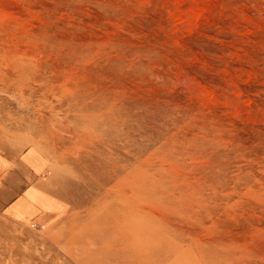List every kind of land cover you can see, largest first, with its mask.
Here are the masks:
<instances>
[{"label":"rangeland","instance_id":"374dc122","mask_svg":"<svg viewBox=\"0 0 264 264\" xmlns=\"http://www.w3.org/2000/svg\"><path fill=\"white\" fill-rule=\"evenodd\" d=\"M97 133L118 167L148 165L151 207L120 196L127 177L89 186ZM16 143L62 211L0 218L2 264H264V0H0V149Z\"/></svg>","mask_w":264,"mask_h":264},{"label":"crops","instance_id":"0c3cea01","mask_svg":"<svg viewBox=\"0 0 264 264\" xmlns=\"http://www.w3.org/2000/svg\"><path fill=\"white\" fill-rule=\"evenodd\" d=\"M47 162L35 145L0 149V218L11 223L48 224L61 213L49 187Z\"/></svg>","mask_w":264,"mask_h":264},{"label":"bare ground","instance_id":"6f19581e","mask_svg":"<svg viewBox=\"0 0 264 264\" xmlns=\"http://www.w3.org/2000/svg\"><path fill=\"white\" fill-rule=\"evenodd\" d=\"M92 138L95 140V146L96 147H94L91 150V152H92V155H91L92 156V159L90 158L89 160H92V162L94 163L93 166H96L98 168V170H97L98 171L97 172V175L98 176H97V178L94 177L93 175L90 177L91 179L89 180V182H90L89 183V186L90 187H93V186L94 187L95 186H102L103 185V182H106V181H107L106 183H109L108 180H110L112 178V176H110L111 175V172H112V173H115V176H120L119 177L120 180H122V178H124V177H127L129 179V181L128 182H125L124 185H122V186L120 185V187H119L120 196L124 197V199L125 198L127 199L126 195H132L131 197L134 199L133 201H136L137 200V202H140L141 199H146V200L149 201L147 203L149 206L151 204H154L152 202V199H153L152 196L150 197V195H152V194H150L151 193L150 192L151 183L149 181L150 178H148L149 176H144V175H146L145 174L146 173V171H145L146 170V167H144L143 165H145V166H148V165L145 164V163H142L143 164L142 166L139 165V167H137L136 165H127V164H124V163L122 164L121 163L122 166H119L118 167L116 163L118 161L120 162L121 157H120V159L114 158V157H111L109 154H106L105 153L106 151L105 152L103 151V149H105L106 147H109V148H112V150H109V153L115 155V154H118V151H116V148H113L110 143H106V142L102 143L100 141L101 139L98 136V133L96 135H94V137H92ZM99 179L102 182L99 181ZM104 186H106V184ZM71 200L75 204H78V200L76 201L73 198H71ZM94 200H96V199H94ZM107 202H108V199H107ZM144 209H146V208H144ZM105 210H107V209H105ZM147 214H148V218L151 219V220L154 219V218H157V219L162 218L165 221V218L164 217H162L160 215H155L153 213L151 214L150 210H148V209H147ZM128 218H130V221L131 222H129V223L132 225V227L130 229H131V231H133V233H132V239H133L135 237V234L139 231V225H138L139 222H138V220H136V215L131 214L130 216L127 217V219ZM164 224L165 225H169L168 224V221L167 222L165 221ZM92 226H93L92 227L93 234L96 235L95 230H94L95 229L94 222H93ZM124 232H125V230L123 232H120V234H121L120 236L121 237H120L119 240H121V238L123 237V235H124L123 233ZM104 241H105V239H104ZM135 241L136 240L133 241V245H132L133 247L136 246L135 245ZM100 250L101 249H99V251ZM100 253L101 254H104L102 252H100ZM153 254H139V255H142V256L143 255H146L144 259H151L153 257L152 256ZM132 256L134 258L136 257V255H132ZM9 257H10L9 259H13V256H9ZM19 258H20V262L17 259H15V260L12 261L11 264H22V263L25 264L24 260H27L25 258V253H23V252L20 253ZM89 258L90 259H87V260H85L83 262L85 264H107L106 259H102V258H99V257H96V256H91ZM135 259H137V258H135ZM153 261H156V262H159L160 263V259L159 258L158 259H153ZM153 261L149 262V264H152ZM0 264H2V263H0Z\"/></svg>","mask_w":264,"mask_h":264}]
</instances>
